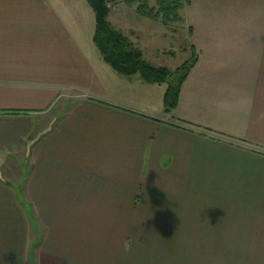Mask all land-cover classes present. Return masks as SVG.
<instances>
[{
	"label": "crops",
	"instance_id": "1",
	"mask_svg": "<svg viewBox=\"0 0 264 264\" xmlns=\"http://www.w3.org/2000/svg\"><path fill=\"white\" fill-rule=\"evenodd\" d=\"M235 4L192 1L166 114L86 0H0V264H264V17Z\"/></svg>",
	"mask_w": 264,
	"mask_h": 264
},
{
	"label": "trees",
	"instance_id": "2",
	"mask_svg": "<svg viewBox=\"0 0 264 264\" xmlns=\"http://www.w3.org/2000/svg\"><path fill=\"white\" fill-rule=\"evenodd\" d=\"M95 17L93 44L103 61L118 75L124 77L139 76L149 85H166L163 98L166 114L175 110L181 87L191 70L198 62V54L193 46L189 47L190 58L177 69L171 71L165 67H155L149 63L142 52L108 21L111 5L121 2L129 8L136 7L139 16L161 23L164 27L183 24L181 12L188 4L187 0H86ZM185 50V49H184Z\"/></svg>",
	"mask_w": 264,
	"mask_h": 264
},
{
	"label": "rangeland",
	"instance_id": "3",
	"mask_svg": "<svg viewBox=\"0 0 264 264\" xmlns=\"http://www.w3.org/2000/svg\"><path fill=\"white\" fill-rule=\"evenodd\" d=\"M189 3L181 12L184 18L183 24H174L164 27L161 23L154 22L145 17H141L136 12V7L129 8L123 3L118 2L112 5L108 21L125 35L131 42H137V45L149 57L161 48L165 49V58L158 59L157 63L173 71L187 60L189 53L188 42V18L193 0H187ZM239 8L233 7L235 15L243 17L245 20L250 19L257 14L263 19L264 17V0H230ZM238 1V2H237ZM257 3L262 10H257ZM151 7L155 6V0L150 3ZM252 8L249 10V8ZM252 11L254 14L250 12ZM203 14V12L201 11ZM205 15V14H204ZM252 15V16H250ZM199 20H203L199 19ZM121 26V27H119ZM199 28L204 32V24H199ZM140 50V49H139ZM140 50V51H141ZM167 51V52H166ZM143 54V53H142ZM169 54V55H168Z\"/></svg>",
	"mask_w": 264,
	"mask_h": 264
}]
</instances>
